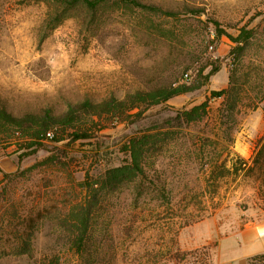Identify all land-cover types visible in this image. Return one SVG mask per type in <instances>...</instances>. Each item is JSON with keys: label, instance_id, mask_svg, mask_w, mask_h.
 <instances>
[{"label": "rangeland", "instance_id": "374dc122", "mask_svg": "<svg viewBox=\"0 0 264 264\" xmlns=\"http://www.w3.org/2000/svg\"><path fill=\"white\" fill-rule=\"evenodd\" d=\"M143 1L182 14L153 17L152 26L138 14L106 12L88 27L70 15L52 29L43 23L45 5L16 3L0 27V106L18 115L46 107L60 113L69 102L182 82L187 68V82L219 68L201 89L149 108L135 122L104 121L90 139L45 141L27 157V150L0 145V264H47L53 256L77 264L50 217L83 200L86 181L127 163L125 146L144 134L161 141L147 157L142 188H124L96 213L102 264H214L219 239L239 235L264 210V177L230 171L237 156L252 166L264 138V100L251 107L264 92V0ZM190 9L199 13L185 14ZM243 30L252 37L238 57L233 38ZM232 80L241 108L231 118L220 111L224 99L211 92ZM203 102L209 105L203 120L178 119L179 111ZM48 158L57 167L45 165ZM215 165H225V175L212 174ZM3 173L10 176L3 180ZM31 223L34 256H17L11 252L16 230L29 231Z\"/></svg>", "mask_w": 264, "mask_h": 264}, {"label": "trees", "instance_id": "16d2710c", "mask_svg": "<svg viewBox=\"0 0 264 264\" xmlns=\"http://www.w3.org/2000/svg\"><path fill=\"white\" fill-rule=\"evenodd\" d=\"M16 3L45 5L47 13L43 23L47 28L52 29L70 15L75 16L88 27L99 22L106 12L138 14L149 21L152 26L154 24L153 17L175 19L182 14V11L166 9L143 0H0V27H3L11 7ZM185 12L188 15L199 13L196 9ZM147 29L151 30L150 27ZM158 29L164 35L168 31L163 27ZM251 37L252 32L243 30L238 38H233L237 43L234 54L238 57L241 56V53L249 46ZM164 43L169 45L167 42ZM188 70L187 68L183 72L182 82L175 80L149 87H138L123 97L112 94L100 100L85 98L69 102L66 109L60 113L46 107L37 112L18 115L6 107L0 106V145H15L19 150H27L23 154L24 157H27L43 147L49 133L52 134V139L48 141L53 142H62L68 138L71 141L90 139L94 129L104 121L135 122L141 119L145 110L161 106L174 97L201 89L209 82L210 77L219 71V68L213 67L205 76H202L200 70L198 78H194L192 82H187L190 79ZM259 94L263 95L258 97ZM211 95L216 99H224L220 110L223 115L227 114L232 118L239 113L241 107L235 81L232 80L227 89L212 91ZM255 97L257 102L252 104L253 109L257 108L259 102L264 100V92L260 90ZM208 107V102H203L190 109L179 111L178 119L186 124L200 122L209 113ZM136 110L137 112H135ZM159 141H161L160 138L153 134H144L131 139L125 146V151L129 155L127 163L109 168L99 180L86 181L83 184L86 191L83 200L73 202L69 206L57 207L56 213L50 217L67 236L68 244L64 245L76 255L77 264H102L101 255L105 246L95 239L96 213L106 198L119 193L124 188L130 185H136L138 189L142 188L141 183L146 176L147 157L152 150H156ZM257 148L252 166H249V161L237 156L231 166L232 174H239L240 171L246 169L250 172L258 171L264 177V138L259 140ZM44 164L57 167L53 158H48ZM226 169L225 165H215L212 174L222 177L225 175ZM13 175L21 177L19 172ZM9 176L3 173V180ZM14 214L18 215L17 209ZM39 217H45V215ZM33 227L31 223L29 231L26 228L16 230V244H13L11 248L13 254L28 258L34 256ZM113 252L117 258L118 247ZM60 260L59 256H53L47 264H60ZM257 261H264V253L250 257L248 264Z\"/></svg>", "mask_w": 264, "mask_h": 264}, {"label": "crops", "instance_id": "0c3cea01", "mask_svg": "<svg viewBox=\"0 0 264 264\" xmlns=\"http://www.w3.org/2000/svg\"><path fill=\"white\" fill-rule=\"evenodd\" d=\"M0 160V165H1ZM214 264H248L250 257L264 253V210L254 222L246 225L234 237H223L217 242Z\"/></svg>", "mask_w": 264, "mask_h": 264}, {"label": "built area", "instance_id": "2783aa9c", "mask_svg": "<svg viewBox=\"0 0 264 264\" xmlns=\"http://www.w3.org/2000/svg\"><path fill=\"white\" fill-rule=\"evenodd\" d=\"M51 139H52V134L49 133L46 140L48 141V140H51Z\"/></svg>", "mask_w": 264, "mask_h": 264}]
</instances>
